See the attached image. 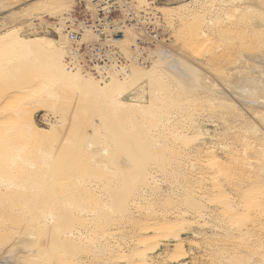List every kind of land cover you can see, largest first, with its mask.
I'll list each match as a JSON object with an SVG mask.
<instances>
[{"label": "rangeland", "instance_id": "rangeland-1", "mask_svg": "<svg viewBox=\"0 0 264 264\" xmlns=\"http://www.w3.org/2000/svg\"><path fill=\"white\" fill-rule=\"evenodd\" d=\"M137 2L164 19L170 43L150 68L131 69L162 78L125 89L126 107L55 80L42 53L1 52L0 101L28 92L4 100L0 118L15 123L14 112L25 111L58 132L45 143L8 133L0 152L22 142L21 150H6L11 157L2 155L0 166L25 186L66 190L60 217L70 213L75 229L85 209L87 240L70 243L59 224L38 230L23 222L0 233V264H31L40 243L52 246L48 264H58L61 249L82 264H140L135 244L156 223L168 226L148 264H264V0ZM90 7L91 0H0V36L15 29L27 40L48 38L65 64L67 30ZM178 68L183 83L173 76ZM214 184L224 193H213Z\"/></svg>", "mask_w": 264, "mask_h": 264}, {"label": "bare ground", "instance_id": "bare-ground-1", "mask_svg": "<svg viewBox=\"0 0 264 264\" xmlns=\"http://www.w3.org/2000/svg\"><path fill=\"white\" fill-rule=\"evenodd\" d=\"M142 8H145V7H142ZM255 29H254V31H255ZM87 33H89V32L86 31V35H87ZM251 33H253V32H251ZM10 50L12 52L15 50H17V51L20 50L23 52H30V53L36 52L38 54L39 53L44 54L45 58L47 56L51 62L50 64L52 67L50 66V68L53 69L52 72L56 76V78L54 77L55 80L59 79L58 81H61V83L62 82L65 83L67 86L72 87L75 90H83V92H84L83 96H85V94H86V96H89L92 99L97 98V99H99V102H100V99L103 101L105 100L106 104H108L109 106H112L113 108L115 106L118 107L120 105L126 107L122 103V97L124 98L125 89H127L128 87L131 88V86L135 85V83L137 81L139 83V80H141V79H143V80L147 79L149 81H151L153 79V81H155L154 78L156 79V77H157L155 75V73H153L151 71L146 72V71L134 69L132 71L131 75H129V76L126 75L122 79L124 81H120L117 76L111 75L109 80L102 81L103 83L105 82L104 85H100L98 82L95 81L94 78L91 77V75L83 74V73H81V70H77V68H75V71L67 68V66L63 63V60H62L63 51L58 49L56 47L55 43L53 41H51L50 39L45 38V37H41V38H35L32 40H27L26 38L22 37L20 30H15V29L5 33L2 36H0V54H1V52H5V51L7 52ZM66 50H67V48H66ZM20 53H22V52H20ZM127 55L129 56L130 53ZM43 58H44V56H43ZM46 63H48V62H46ZM48 64H47V66H48ZM173 65H174V68H176L175 64H172V66ZM177 71H174L177 73L173 76H175L179 82L183 83L179 78V77L183 76V74L181 72H179V68ZM186 76L191 79V76L189 74H186ZM158 77H157V79H158ZM43 83H45V82H43ZM156 83H157V81H156ZM154 84H155V82L153 83V85ZM151 85H152V83H151ZM135 87H136V85H135ZM155 87H157V86H155ZM43 88H45V87H43ZM131 89H129V90H131ZM29 90H30V88H29ZM129 90L125 91V92H129ZM27 92H28L27 88H22L19 91L13 90L9 93H6L5 97L3 99H1L0 104H2L4 100H9L11 98H14V96L17 94L21 95V94H25ZM158 96L159 95H157V97ZM90 98L88 100H90ZM83 102L85 103V101H83ZM104 106H105V104L103 105V107ZM106 109H108V108L106 107ZM13 117L17 120L15 123H13L9 118H4V119L0 118V147L4 146V144H2V142L6 138L9 137L8 133H14V132H21L22 134L26 133L24 136L26 138L28 137L33 143H45L47 141L52 140V137L53 136L55 137V134L58 132L57 128H52L50 131L40 128L39 126L36 125L33 116H30V117L27 116L25 111L14 112ZM26 120H28V129H27L28 131L26 130V128H27L26 127ZM21 144H22V142L20 144H18V146H17L18 150H21ZM17 149H10V148L6 147L5 151L0 152V157L3 155L5 161L8 162L10 157H11L13 150H17ZM6 150H12V152H9ZM17 152H20V151H17ZM116 160L118 162L119 159L117 158ZM215 167L218 168V165L213 166V168H215ZM219 173H221V170H219V169L214 170V175L219 176ZM9 176L10 175H9L8 171L5 168H3L2 166H0V201H7L10 199L13 200L15 197V200L13 201L12 205H9V204L4 205L2 202H0V230H1L0 233L1 234H3L2 232L5 233L7 227L20 226V224H22L23 222L27 225L26 227L37 228L38 230H39V228L44 229V228H48L50 225L59 224V226H63V228H58V230H57L58 234L60 236L65 237V239L67 241H69V240L73 241L74 239H77L79 241H86L87 240L86 235L84 233V231L86 229L85 217L87 215L86 214L87 211L85 209L84 210L78 209V212H79L78 215L80 216L79 217L80 221H78L77 227L75 229L73 227L74 226L73 221L69 216L70 213L64 214L60 217V215H61L60 212H61V210H63L64 206L66 207L65 203L69 199V197H68L69 195L67 194L66 190L65 191H57V189L55 188L57 185L55 186L53 183L52 184H48V183L47 184H39L36 188H34L32 186H28V185L25 186V184H22V183H19V182L12 180V178H10ZM25 187H27V188H25ZM214 189L215 190L213 191V193H215V192L216 193L217 192L224 193V191L221 189L220 185L217 186L216 184H214ZM20 213H25L24 214L25 216H24V218L20 217L18 219V221H16V218L19 216ZM166 226H168V224L162 225V224L156 223V224H149L147 226H144L143 230L141 229L143 238L139 239L135 244V247H137L136 257H137V259H140L139 260L140 264H148L149 261L152 260V259L149 260L150 254H154L152 252H154L155 248L158 246L157 245L158 244V238L163 234V230H165ZM55 228L56 227H54V229ZM6 233H7V231H6ZM150 234H152L153 236ZM146 235L147 236L150 235L152 237L150 238V236L147 237ZM70 243H73V242H70ZM40 244H41L40 245L41 248L39 250H37L36 252L33 251L35 254L30 257L31 264H41L43 262L47 263L50 260L49 258L51 257V255L53 253V252H51L52 246L48 245V244L44 245L43 243H40ZM51 244H53V243H51ZM53 246H55V245H53ZM72 246H71V248H74ZM117 247H119V249L122 252H124L123 248H121L120 246H116V248ZM56 248H58V250H59V248H61V246L59 247V245H58ZM179 248L181 250V249H183V246L179 247ZM67 249H70V247ZM55 250H57V249H55ZM78 251H79V249H78ZM59 252L62 253L61 254L62 256H58V259H57L58 262H56V263L62 264L63 262L67 261V262H65L66 264H82V260H80V263H79V260L73 259L74 256L73 257L68 256V255L74 254L73 249H70L67 251L61 249V250H59ZM70 252H71V254H69ZM142 252H143V254H142ZM31 253L32 252H30V254ZM56 253L58 254V252H56ZM118 253H120V252H118ZM52 258L53 257H51V259ZM121 259H123V258H121ZM12 261L13 260H10L9 262H7L5 260V261H3L2 264H11Z\"/></svg>", "mask_w": 264, "mask_h": 264}, {"label": "built area", "instance_id": "built-area-1", "mask_svg": "<svg viewBox=\"0 0 264 264\" xmlns=\"http://www.w3.org/2000/svg\"><path fill=\"white\" fill-rule=\"evenodd\" d=\"M160 1L148 0L150 4ZM86 9L88 16L67 30L72 46L65 64L70 70L77 68L104 81L111 75L124 78L134 67L150 68L170 43L164 19L139 8L137 0H91Z\"/></svg>", "mask_w": 264, "mask_h": 264}]
</instances>
